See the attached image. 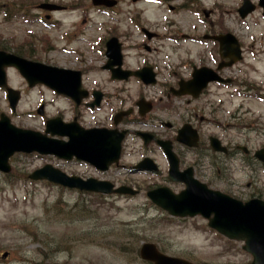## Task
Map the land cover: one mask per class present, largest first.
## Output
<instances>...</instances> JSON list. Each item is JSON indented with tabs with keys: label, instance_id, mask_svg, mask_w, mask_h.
Wrapping results in <instances>:
<instances>
[{
	"label": "rangeland",
	"instance_id": "1",
	"mask_svg": "<svg viewBox=\"0 0 264 264\" xmlns=\"http://www.w3.org/2000/svg\"><path fill=\"white\" fill-rule=\"evenodd\" d=\"M46 2L66 8L54 12L37 8ZM240 2L143 0L134 3L120 0L110 10L100 11L90 0H0V49L20 51L29 59L81 70L85 88H99L108 97L115 93L126 96L131 106L140 92L155 99L158 85L141 87L132 79L127 82L111 80L100 68L107 34L118 36L127 66L135 67L147 61L153 64L159 80L167 81L172 79V71L188 73V58L196 64L200 54L204 60L209 58L211 44L202 45L193 40L204 34L209 25L208 29H226L232 33L243 49L242 60L224 74L237 82L250 80L264 86V17L256 10L240 19L236 12ZM197 6L200 10L213 11L209 18L212 26L209 21L204 22L202 14L194 12ZM141 27L158 36L146 40ZM183 34L189 38L181 37ZM142 42H146L151 51H146ZM7 75L8 84L21 90V98L16 111L11 112L5 93L0 89V112L7 114L19 127L42 130L45 116L35 113L42 102L48 116L59 113L69 119L80 111L79 117L87 125L109 121L111 111L116 107L113 102L104 103L100 110L91 112L81 107L76 113L68 99L53 94L44 86L28 88L16 70L8 69ZM234 89L231 86L229 92ZM212 92L216 94L211 100H223L220 95L223 90L213 87ZM224 101L216 114L217 118L227 120L225 113L232 107L226 98ZM252 104L257 112L264 114V106L258 101H252ZM206 130L207 127L203 128L204 132ZM249 135L257 147L264 144V136L255 139L253 134ZM134 144L139 146L137 141ZM156 159L164 168L160 153H156ZM46 163L82 177L113 181L127 178L142 189L136 196L105 197L28 178L33 170ZM10 165L8 173L0 172V264H32V261L34 264L44 261L55 264H148L138 256L139 246L146 241L156 243L168 254L185 256L199 264H249L250 256L241 249L239 242L210 230L201 217L171 218L148 202L144 183L158 181L147 176L149 174L129 175L122 169L103 174L86 164L67 163L36 153L15 154L10 158ZM235 172L239 178L243 177V181L246 179L242 172ZM258 179L264 182L260 176Z\"/></svg>",
	"mask_w": 264,
	"mask_h": 264
},
{
	"label": "flooded vegetation",
	"instance_id": "2",
	"mask_svg": "<svg viewBox=\"0 0 264 264\" xmlns=\"http://www.w3.org/2000/svg\"><path fill=\"white\" fill-rule=\"evenodd\" d=\"M255 10L263 15L261 9L256 8ZM209 23L212 26L213 23L211 21ZM208 26L204 30L206 34L221 33L220 31L212 32ZM182 37L188 38L189 36L182 35ZM193 40L202 44L209 43L215 50L212 48L209 51L207 60H204L203 54H200V57L197 58V64L188 58L187 74H178L172 71L171 80L158 81L155 85H158L157 97L147 99L151 103V109L148 112H143L144 109H141L142 113H140L135 105L136 101L130 106L127 103L128 97L124 98L120 94H115L114 96L118 99L113 98V100H118L119 105L106 127L126 130L122 154L127 143L128 146L132 143V141L128 142L127 138L129 135H136L134 130L150 131L155 139L166 140L171 143L181 171L188 169L191 175L204 182L208 187L239 200L246 201L256 197L264 199V182L262 183V180L258 179L257 174L258 168L264 170V161H260L256 156L260 150L261 155L264 156V144L257 147L249 135L253 134L255 139L264 136V114L257 112L252 104V101H258L260 105L264 106V86L255 85L250 80L237 82L224 74V71L231 69L235 63L243 58L242 46L238 39L237 47L240 49V56L237 62L230 64L229 56H222L218 52L216 40L209 36L202 37L200 35ZM141 46L150 48L146 42H142ZM189 56L191 55L189 54ZM121 65L123 68L136 69V67L127 66L124 53ZM201 67L212 68L220 80L207 81L199 91L196 90L195 86H191L188 89L189 94H176L180 81L192 78L193 71ZM228 84H232V86L237 84L240 87L229 92ZM213 87L223 90L220 93L223 100L219 99L217 102L211 100V96L216 94V92H212ZM139 95L140 98H143L142 94ZM225 98L232 109L231 111L227 109V113H225L227 120H222V117L217 118L216 111L219 110L217 108L220 105L225 103ZM237 98L239 101H232ZM126 105H128L127 108L131 109L130 113L119 115L117 123H114L113 116L119 112L122 113L121 107ZM73 117L77 122L83 124L78 115ZM206 127L207 130L204 132L203 128ZM177 136L182 138V141H178ZM154 138L147 143L140 141L145 154L148 153L151 157L157 152L163 153ZM212 139H215L214 145H212ZM155 158L156 155L152 157L154 161H156ZM113 168L111 167L103 173L107 174ZM236 170L246 176L244 181L242 180L243 177L239 178L236 175ZM161 177L170 188L179 189L182 186V183L169 181L167 175L161 174ZM113 183L114 185L136 184L134 181L130 182L129 179Z\"/></svg>",
	"mask_w": 264,
	"mask_h": 264
},
{
	"label": "water",
	"instance_id": "3",
	"mask_svg": "<svg viewBox=\"0 0 264 264\" xmlns=\"http://www.w3.org/2000/svg\"><path fill=\"white\" fill-rule=\"evenodd\" d=\"M92 3L95 5L113 4V2L106 0H92ZM259 3L264 7V0H260ZM41 7H47V5L42 4ZM253 7V4L249 0H243V4L239 9L240 15L244 16ZM216 38L221 42L220 52L222 53L226 45L230 43L226 40L225 36H217ZM230 40L234 42L231 38ZM234 54H239L236 45ZM106 56L109 59L105 67L112 69L113 64H120L119 44L115 38L107 41ZM7 66L17 68L30 86L35 82L45 83L58 92L70 95L77 102L79 101L77 98L86 95L79 87V73L64 71L56 67L29 61L20 56L0 50V86L6 88L7 97L12 109H14L18 100L19 92L6 85L4 68ZM111 71L112 77L115 78H126L129 75H135L140 77L145 83L154 82V73L150 67L136 71H125L117 67ZM193 76L203 84L210 77L208 71L205 69L197 71ZM187 84L191 85V82ZM185 92L188 91H178V93ZM98 99L99 95L96 97V101ZM47 133L62 137L67 136L68 139L65 141L48 137ZM122 135V133L116 134L113 131L104 129H83L75 122L64 124L60 118L48 120L44 133H41L15 127L4 114H0V170L4 172L9 171L10 167L7 160L15 151L27 153L37 151L41 154H53L65 159L75 156L78 159L88 161L97 168L105 169L108 164L116 161ZM177 138L182 140L179 136ZM159 142L163 146H166L167 150L165 152L171 159L170 144ZM29 177L33 179H47L81 190L106 193L127 190L123 187L112 190L111 185L107 181L67 176L51 165H45L33 171ZM148 195L155 203L168 210L171 214L181 216L194 215L196 213L202 214L208 218L210 226L216 228L227 237L244 240L243 248L252 255L250 264H264V202L254 200L241 204L240 202L227 199L217 192L207 191L193 183V181H186V188L177 195L172 194L165 188L151 191ZM210 213H213L212 218H210ZM140 256L143 259L152 261L153 264H191L183 259L163 255L153 243H144L140 248Z\"/></svg>",
	"mask_w": 264,
	"mask_h": 264
}]
</instances>
